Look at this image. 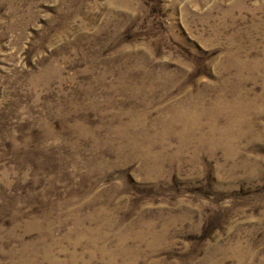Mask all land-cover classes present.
I'll list each match as a JSON object with an SVG mask.
<instances>
[{
    "label": "rangeland",
    "instance_id": "obj_1",
    "mask_svg": "<svg viewBox=\"0 0 264 264\" xmlns=\"http://www.w3.org/2000/svg\"><path fill=\"white\" fill-rule=\"evenodd\" d=\"M0 264H264V0H0Z\"/></svg>",
    "mask_w": 264,
    "mask_h": 264
},
{
    "label": "bare ground",
    "instance_id": "obj_2",
    "mask_svg": "<svg viewBox=\"0 0 264 264\" xmlns=\"http://www.w3.org/2000/svg\"><path fill=\"white\" fill-rule=\"evenodd\" d=\"M183 113H184V112H183ZM185 115H186V114H185ZM181 117H182V116H181ZM184 117H185V116H184ZM186 118H187V117H186ZM182 119H183V117H182ZM181 121H182V120H181ZM184 121H185V120H184ZM183 123H185V122H183ZM187 124H188V123H187ZM188 125H189V124H188ZM194 127H196V126H194ZM185 128H186V127H185ZM185 128L183 129L184 131H185ZM188 128H189V127H188ZM188 128H186V129H188ZM191 128H192V127H191ZM210 129H211V128H210ZM183 130H182V131H183ZM190 130H192V129H190ZM213 130H214V129H213ZM208 131H209V130H208ZM212 132H213V131H212ZM220 132H221V131H220ZM220 132H219V133H220ZM184 134H185V133H184ZM181 135H182V134H181ZM222 136H224V135H222ZM222 136H221V137H222ZM118 254H120V253H118ZM111 261H112V260H111Z\"/></svg>",
    "mask_w": 264,
    "mask_h": 264
}]
</instances>
